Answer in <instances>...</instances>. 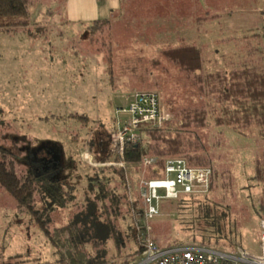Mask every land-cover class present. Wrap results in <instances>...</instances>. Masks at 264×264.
Wrapping results in <instances>:
<instances>
[{
    "label": "rangeland",
    "instance_id": "rangeland-1",
    "mask_svg": "<svg viewBox=\"0 0 264 264\" xmlns=\"http://www.w3.org/2000/svg\"><path fill=\"white\" fill-rule=\"evenodd\" d=\"M184 2L123 0L122 11L115 15L118 19L94 33L85 25L66 23V0H36L27 25L32 35L24 27L10 32L0 28V111L7 123L6 141L1 143L23 149L18 172L34 166L31 155L51 145L67 161L64 168L58 167L61 175H74L71 180L76 181L80 191L77 194L81 196L85 186L82 175L86 169L102 164L98 157L104 156L106 149L111 150L110 135L116 130L117 121L128 117L124 111L117 114L120 105L115 96L120 91L112 86L123 89L129 97L135 92L133 89L147 86L157 90L176 124L182 123L177 112L184 108H212L210 99L198 92L193 79L163 54L165 49L179 44L176 39L184 27L173 25L184 11L189 12ZM205 3L207 9L203 12L210 10L221 15L214 26L216 32L204 36L205 43H191L202 48L205 70L231 69L246 61L264 65V0ZM76 113L87 118L75 117ZM195 132L215 166L232 175H227L228 181L223 179L229 189L215 193L216 199L229 204L232 210L228 215L230 221L222 222L221 236H225L227 228L232 232L228 239L210 246L226 253L243 252L251 259L260 258L264 207L260 201L261 186L252 176L264 151V137L257 128L243 135L215 125L212 118L204 128H195ZM73 162L78 164L76 169ZM148 168L140 164L131 176L127 173L132 189L129 196L137 214L133 224L145 221L139 185L147 177ZM176 206V200H163L162 214L149 222L151 236L161 248L177 247L176 242L182 239L179 232H193L188 229L194 216L188 211L181 215ZM74 209L54 211L52 227L68 222ZM202 214L196 213L197 217ZM222 214L227 217L226 211ZM231 221L233 225L229 226ZM209 225L202 216L194 231L198 238L203 236L198 229H208ZM134 237L133 230L126 237L127 246H133L131 252L138 248ZM17 254L22 256L10 258ZM57 260L38 221L19 209L13 196L0 185V263L62 264Z\"/></svg>",
    "mask_w": 264,
    "mask_h": 264
},
{
    "label": "trees",
    "instance_id": "trees-1",
    "mask_svg": "<svg viewBox=\"0 0 264 264\" xmlns=\"http://www.w3.org/2000/svg\"><path fill=\"white\" fill-rule=\"evenodd\" d=\"M35 4L36 0H0V28L10 32L24 27L32 35L27 25ZM109 24L108 19L97 20L88 28L95 33ZM163 54L193 79L198 92L210 99L212 108L180 110L177 117L182 121L181 124H174L171 120L164 126L161 125L162 127L156 126L157 128L147 124L140 126L139 142L128 143L123 154L113 144L111 150L106 149V154L98 157L99 163L125 162L126 167L111 164L86 169L82 175L85 186L81 196L77 194L79 188L76 181L71 180L73 174L63 177L59 170L53 168V163H48L47 167L50 169L45 168L46 163L35 161L34 154L29 158L34 166L27 171L18 172L17 163L23 159V149L16 144L8 147L1 143L6 141L4 135L7 123L0 111V185L13 196L19 209L26 210L38 221L58 257L57 261L62 264H126L141 252L140 239L144 228L138 226L140 222L132 223L137 214L135 203H132L129 196L132 189L127 173L131 176L142 159L148 156L158 159L148 168L149 178L161 175L160 170L164 169L169 157L185 158L190 165L212 169L209 192L202 195H181L175 199L176 208L181 215L188 211L194 216L189 221L191 228L188 231L196 230L195 226L202 220V216L210 223V228L198 229L203 235L201 239L195 232H179L182 239L176 242V246L214 249L211 244L228 239L227 235L232 232L227 228L225 236H221L224 231L222 222L230 221L228 215L231 216L232 210L229 204L218 201L215 195L218 189H229L224 180L232 175L215 166L212 157L205 153V146L195 128H204L212 118L215 125L229 127L243 135H247V130L257 128L264 137V65L246 61L231 69L208 71L205 70L206 59L202 48L185 41L179 42L177 46H170ZM145 87L135 91L155 90ZM74 116L87 118L79 113ZM98 144L101 145L100 142ZM90 145L95 146L94 139L90 141ZM73 164L76 169L78 164ZM252 178L261 186L260 201L264 207V151L255 163ZM76 199L81 200L77 202ZM70 207H75L74 216L68 222L52 227L54 211H72ZM125 209L128 210L126 213ZM200 211L203 214L197 217L196 213L200 214ZM224 211L227 217L222 214ZM230 225H233L232 221L229 222ZM131 230L135 233L134 242L138 247L134 252H131L133 246H127L126 241ZM20 256L22 254L10 258ZM0 264L15 263L3 261Z\"/></svg>",
    "mask_w": 264,
    "mask_h": 264
},
{
    "label": "built area",
    "instance_id": "built-area-1",
    "mask_svg": "<svg viewBox=\"0 0 264 264\" xmlns=\"http://www.w3.org/2000/svg\"><path fill=\"white\" fill-rule=\"evenodd\" d=\"M126 112L128 117L119 119L116 130L111 134V142L125 152L128 143H138L140 126H161L173 120L174 115L162 102L157 90L135 91L127 107L117 109V114ZM157 157L142 159L141 165L149 167L157 162ZM113 165L126 167L125 162H113ZM102 163L101 165H111ZM100 165V164H98ZM157 177H144L140 180L139 196L143 202L142 213L145 221L138 223L143 227L140 246L141 252L126 264H264V218H261V257L251 259L245 253H226L216 249L197 246H177L161 248L159 241L151 236L149 222L162 214V202L166 199H178L181 195H202L210 190L212 169L193 166L185 158L169 157L164 169Z\"/></svg>",
    "mask_w": 264,
    "mask_h": 264
},
{
    "label": "crops",
    "instance_id": "crops-1",
    "mask_svg": "<svg viewBox=\"0 0 264 264\" xmlns=\"http://www.w3.org/2000/svg\"><path fill=\"white\" fill-rule=\"evenodd\" d=\"M171 1L172 3L174 2V0ZM184 4L188 6L189 12L184 11L179 22H177L176 25H173L176 27H184L181 33L177 31L179 35L176 41H185L188 43H205L204 36L206 34L208 35L209 32H216V28L214 26H217L216 20H218L221 15L218 12H212L210 10L203 12L207 9L205 0H193L192 3L186 2L185 0ZM122 9L123 0H66L64 8L65 21L70 25H85L87 27H89L92 22L97 20L108 19L115 22L118 19L115 15L119 14ZM139 39L141 40V38ZM164 42L169 41L168 39H165ZM112 87L120 91V94L115 96L117 105H120L117 106V108L127 107L131 102L132 95L130 97L126 96L127 94H124L123 89L117 88L116 86ZM133 90L135 91L136 89ZM105 91V94L107 92L109 93V88H106ZM108 93L106 95H108ZM113 127L114 126H112V128Z\"/></svg>",
    "mask_w": 264,
    "mask_h": 264
},
{
    "label": "flooded vegetation",
    "instance_id": "flooded-vegetation-1",
    "mask_svg": "<svg viewBox=\"0 0 264 264\" xmlns=\"http://www.w3.org/2000/svg\"><path fill=\"white\" fill-rule=\"evenodd\" d=\"M110 140H111V135H110ZM53 146H47L44 147V149H39L36 152H34L35 156V161H42L45 162L46 164L48 163H53V168L60 170L61 167H65L66 163L64 162L63 156L61 157V153L59 152V149H52ZM46 149V150H45ZM56 150V151H55ZM59 152V153H58ZM60 166V169L58 168ZM47 168V166H45Z\"/></svg>",
    "mask_w": 264,
    "mask_h": 264
}]
</instances>
